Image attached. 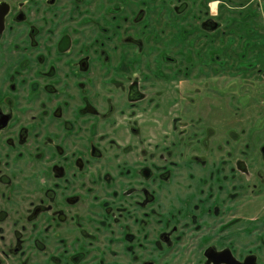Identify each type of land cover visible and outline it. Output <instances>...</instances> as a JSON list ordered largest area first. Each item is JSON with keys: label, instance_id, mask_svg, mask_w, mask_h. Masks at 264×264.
<instances>
[{"label": "flooded vegetation", "instance_id": "1", "mask_svg": "<svg viewBox=\"0 0 264 264\" xmlns=\"http://www.w3.org/2000/svg\"><path fill=\"white\" fill-rule=\"evenodd\" d=\"M262 55L264 0H0V264H264Z\"/></svg>", "mask_w": 264, "mask_h": 264}, {"label": "rangeland", "instance_id": "2", "mask_svg": "<svg viewBox=\"0 0 264 264\" xmlns=\"http://www.w3.org/2000/svg\"><path fill=\"white\" fill-rule=\"evenodd\" d=\"M233 50H235V47H233V49L231 51H233ZM246 58L249 60L253 59L251 54H249L248 57H246ZM262 59H264L263 55H262ZM195 63H197V59L195 60ZM255 64H257V65H255ZM241 72H243L242 75H244L246 79L248 78V79L252 80V82L249 83L251 85L250 86L249 84L245 85L247 80H245V82L240 81L239 85L243 84L242 88H240L238 85L233 86V85L229 84V86L232 89L230 88L231 92L228 93L229 94L228 96H230V94H232V92H233V94H236V99L239 101V103L244 104L245 108L239 109L241 112L238 113L237 111H239V110H235V108L232 105H230V103H228V109H227V114H226V120L228 122L227 123L228 129L231 127H235V126L238 128L240 126H242L245 129H247V127L250 126L249 125L250 122L252 124L253 121L258 119L257 115L260 116V115H262V113H264V112H260V111L256 112V111H258V109L264 108V62L262 61V62L254 63L253 65H251L249 62L245 61V64L243 66V70ZM227 77H228V79L231 77H236V75L234 73V69L229 70V74L227 75ZM241 92H243V94H250L251 100H250L249 105H246V104H248L247 98L240 96ZM256 97H258L257 100L255 99ZM227 101H228V98H227ZM259 129H260L261 136H264V125L262 127H261V125L259 126L256 134H258ZM244 134H245V132H242V135H244ZM182 261H184V259Z\"/></svg>", "mask_w": 264, "mask_h": 264}, {"label": "clouds", "instance_id": "3", "mask_svg": "<svg viewBox=\"0 0 264 264\" xmlns=\"http://www.w3.org/2000/svg\"><path fill=\"white\" fill-rule=\"evenodd\" d=\"M219 2H220V0H214V6L215 5H218L219 4ZM213 10H215V7H214V9Z\"/></svg>", "mask_w": 264, "mask_h": 264}]
</instances>
